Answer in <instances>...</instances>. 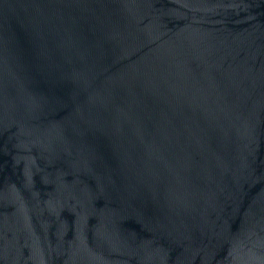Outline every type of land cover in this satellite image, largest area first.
Listing matches in <instances>:
<instances>
[{
    "label": "water",
    "instance_id": "obj_1",
    "mask_svg": "<svg viewBox=\"0 0 264 264\" xmlns=\"http://www.w3.org/2000/svg\"><path fill=\"white\" fill-rule=\"evenodd\" d=\"M0 264H264V0H0Z\"/></svg>",
    "mask_w": 264,
    "mask_h": 264
}]
</instances>
